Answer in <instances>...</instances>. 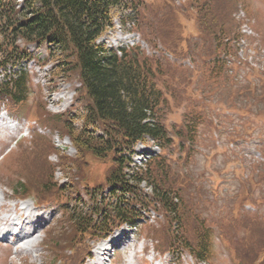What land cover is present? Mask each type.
I'll use <instances>...</instances> for the list:
<instances>
[{"label":"rangeland","instance_id":"obj_1","mask_svg":"<svg viewBox=\"0 0 264 264\" xmlns=\"http://www.w3.org/2000/svg\"><path fill=\"white\" fill-rule=\"evenodd\" d=\"M138 2L140 10L137 19L142 23V27L136 25L134 17L130 23L122 24L121 18L128 12H123L122 15L119 13L113 20V27L109 28L98 42L113 48L122 38L129 35L127 32H133L136 28L141 39L147 41L149 50L156 47L161 55L166 56L167 59L163 60L166 69L163 77L169 81V85L162 90L169 110L164 123L168 135L172 137L171 146L163 149L170 161L168 170H165L169 177L166 183H174V188L179 185L183 187L182 192L187 203L181 212L184 233L192 239L196 238L198 227L195 218L198 216L204 219L201 230L205 226L210 227L205 262L196 263L185 250L181 253L157 255L161 256L164 264H236V255L242 258L241 264H252V261H249L255 253L256 256L260 254L258 259L262 260L264 167L262 168L258 161H264L260 155V152L264 151V87H259L256 93L252 90L248 94H242L235 99L234 97L241 93V89L246 91L248 80L258 83V76H264V0ZM226 29V33L231 35L227 47H216L218 43L213 42L214 35ZM17 43L28 47L38 61H43L47 56L44 51L38 53L35 44L25 46L21 39ZM1 45H4V40L0 36ZM142 45L148 47L145 43ZM41 46L45 47L44 44ZM32 62L34 61L28 63V66L37 69L40 74L37 71V74H31L32 84L29 85V93L23 100V106L14 110L6 106L5 113L9 119L4 121L10 129L0 131V163L7 157L6 155L2 158L5 152L11 150L12 153L6 158L7 163L5 160L0 168V195L4 190L11 193L7 186L14 188L19 182L29 185L28 182L33 183L30 179L36 181L35 178L38 177L46 185L51 183L52 186V181L57 182L58 186L66 190V196L71 200L70 206L78 205V210L88 212L98 202L100 191H105L104 197L108 199L105 177L111 164L95 160L89 151H86L85 155L84 152L78 154L66 132L68 121L62 126L61 118L56 116L44 119V123L52 130H58L68 136L61 141L54 136L56 148L49 138V130L44 131L45 134L42 135L46 139L35 136L33 145L27 148L16 149L19 143H12L15 135L21 130L20 123L24 119L35 118L33 101L41 100L40 95H45V100L51 101L48 93L50 87H55L56 92L66 91L65 94L74 101L72 107L77 116L81 114V109L86 103L83 90L78 89L74 70H71L70 75L67 73L66 78H69L62 81L58 77L57 84L50 83L47 82V75L42 76L44 71ZM54 62L50 57L47 69L53 68L56 65ZM225 70H228L229 74L224 77ZM33 77L35 83L38 81L39 84L33 82ZM41 84L44 90L37 87ZM54 96L57 95L54 93L52 97ZM9 101L11 100H6L8 103ZM29 104L31 106H28ZM68 104L67 100L64 107H68ZM188 107L193 112L195 109L202 114L192 138L184 140L178 134L184 133L186 129L182 118ZM51 108L55 110V107ZM79 122L83 123L77 118L73 126L78 127ZM24 139L20 143L29 145L32 138L30 135ZM252 173L255 174L251 175ZM246 175L250 178V182L247 181L248 186L240 182ZM254 179L258 180L259 185L254 186ZM9 193L3 192L0 202H5L3 199L11 196ZM50 199L52 198H48ZM60 203L54 201L46 204L50 208V213L47 214L50 219L46 220L36 233L43 241L21 252L14 246L8 249L0 246V264H52L56 261L55 259L63 253V242L71 240L70 235L78 224V210L76 209L72 218H69L68 213L62 215L58 205ZM154 211L153 222L150 221L152 211L142 212V222L137 224L134 230L133 242L139 250L137 257L130 259L132 247L129 244L127 249L108 256L111 261L107 260L105 264H142L140 249L144 244L149 255L157 252L156 244L152 238L146 236V230L150 235V227L165 231L168 221L160 209ZM94 237L95 234H90L88 239ZM226 238L236 247L235 255ZM78 240L79 236L76 234V242ZM91 242L81 241L74 244L76 254L72 255L71 264L77 263V252L83 251L88 247L86 243L91 245Z\"/></svg>","mask_w":264,"mask_h":264},{"label":"trees","instance_id":"obj_2","mask_svg":"<svg viewBox=\"0 0 264 264\" xmlns=\"http://www.w3.org/2000/svg\"><path fill=\"white\" fill-rule=\"evenodd\" d=\"M139 10L138 0H24L19 8L13 0H0V36L4 40V45L0 47L5 54L0 64L13 62L23 53L15 44L18 37L26 41H46L54 48L58 66L63 72L75 71L87 98L84 127L77 129L69 124L67 132L79 152L90 151L98 158L110 155L114 164L107 180L112 192L117 194L113 202H108L103 208L101 205L98 214L109 210L121 220H131L135 214L132 205L145 200L137 191L140 180L144 178L152 185V201L176 222L172 242H177L201 259L208 251L210 234L207 228L201 230L202 223L197 217L196 238L192 239L184 233L181 212L187 205L186 198L183 187L174 188V183H166L169 177L165 173L170 166L166 157L155 160L144 173L133 175L128 180L123 172L127 162L125 153L136 140L149 135L167 146L171 143L164 124L169 104L158 86L161 82L167 87L162 77L166 71L164 61L150 57L138 48L123 50L119 57L96 43V38L112 25L115 15L129 11L137 17ZM226 32L227 29L214 35L213 42L218 43L216 47H227L231 35ZM225 75L228 76L227 71H224ZM25 81V73H20L16 79L3 83L0 92L14 101L22 100L27 92ZM245 90L244 94L252 91L248 86ZM200 114L201 111L193 112L190 107L183 113L182 121L186 129L178 135L184 140L192 138ZM88 125L101 128V134L95 135L87 129ZM93 130L96 129L93 127ZM29 181L39 182L38 179ZM23 186L20 182L18 188L25 189ZM83 220L88 218L78 214V226L83 224ZM89 226L90 222L84 228ZM256 258L255 253L249 262ZM263 262L264 258L258 264Z\"/></svg>","mask_w":264,"mask_h":264},{"label":"bare ground","instance_id":"obj_3","mask_svg":"<svg viewBox=\"0 0 264 264\" xmlns=\"http://www.w3.org/2000/svg\"><path fill=\"white\" fill-rule=\"evenodd\" d=\"M9 208V205L5 202H0V210H6ZM25 210H29L26 214H23V212H19L17 215V218L19 219L20 225L17 227L18 231L13 233L12 227L8 228L6 230V234L12 235L15 237L17 242H24L28 245H31L33 241V235L38 229V222L40 219V214H35L34 210H40L41 206L34 205L28 203L25 208ZM22 209V210H23ZM34 209V210H33ZM2 224V219L0 217V225ZM13 224V222L11 223ZM1 227V226H0ZM100 252H97V258H100ZM105 261V257H102L101 264H103ZM99 264V263H95Z\"/></svg>","mask_w":264,"mask_h":264}]
</instances>
